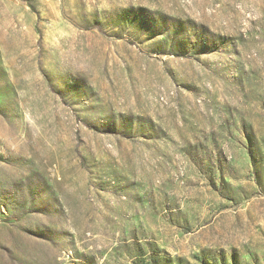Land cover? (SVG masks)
<instances>
[{
    "label": "rangeland",
    "instance_id": "374dc122",
    "mask_svg": "<svg viewBox=\"0 0 264 264\" xmlns=\"http://www.w3.org/2000/svg\"><path fill=\"white\" fill-rule=\"evenodd\" d=\"M0 264H264V0H0Z\"/></svg>",
    "mask_w": 264,
    "mask_h": 264
}]
</instances>
